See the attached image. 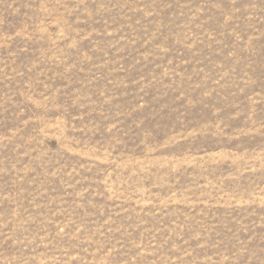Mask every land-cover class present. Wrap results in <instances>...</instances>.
Here are the masks:
<instances>
[{
	"label": "rangeland",
	"instance_id": "rangeland-1",
	"mask_svg": "<svg viewBox=\"0 0 264 264\" xmlns=\"http://www.w3.org/2000/svg\"><path fill=\"white\" fill-rule=\"evenodd\" d=\"M0 264H264V0H0Z\"/></svg>",
	"mask_w": 264,
	"mask_h": 264
}]
</instances>
